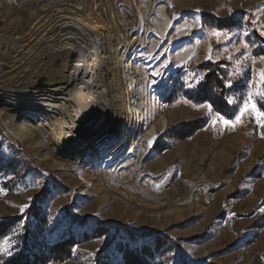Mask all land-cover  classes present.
Masks as SVG:
<instances>
[{
    "label": "rangeland",
    "instance_id": "374dc122",
    "mask_svg": "<svg viewBox=\"0 0 264 264\" xmlns=\"http://www.w3.org/2000/svg\"><path fill=\"white\" fill-rule=\"evenodd\" d=\"M73 12L116 29L107 31L105 61L124 85H136L141 109L157 110L149 121L140 111L127 114V130L116 135L126 138V149L81 160L76 169L55 168L50 156L42 157L45 147L21 143L0 125V264L43 255L64 239L75 242L70 256L45 264H126L127 252L143 248L146 264H264V126L257 116L264 113V0H50L38 12L27 0H0V35L21 39L14 54L0 53L4 68L22 60L32 67L35 58H13L27 52L33 24L40 21V33L29 40L44 44ZM157 12L168 20L161 16L153 26ZM182 12H196L200 21L192 14L182 21ZM53 24L56 35H45ZM209 62L229 89V117L196 99L212 68L200 65ZM208 88L216 93L212 82ZM245 103L255 110L241 114ZM199 123L190 133L188 126ZM44 124L37 114L35 128ZM205 183L213 184L204 193L207 207L175 217L174 210L197 202Z\"/></svg>",
    "mask_w": 264,
    "mask_h": 264
},
{
    "label": "bare ground",
    "instance_id": "6f19581e",
    "mask_svg": "<svg viewBox=\"0 0 264 264\" xmlns=\"http://www.w3.org/2000/svg\"><path fill=\"white\" fill-rule=\"evenodd\" d=\"M49 2L50 0H27L28 6L37 12ZM88 10L91 11V8L88 7ZM84 13L77 16L73 12L64 18L60 22L61 28H58L61 29L60 34L55 33L56 23L53 28L51 26L48 30L45 29V35L56 36L52 40L45 39L44 44L33 42L34 38L29 40L32 35L40 33V21L32 23L36 31L26 38L29 42V48L25 49L27 52H21L22 57H19L20 53L13 58H18V61L24 57L35 58L36 63L32 67L25 63L26 60H22L21 63H11V69L6 70L0 62V82L10 83L6 87L0 86V125L21 143H28L32 148L45 147L42 157L50 156L55 168L76 169L81 160L95 161L108 153L115 157L128 146L123 135L120 140H116L118 132L127 130V124L131 122L127 114H137L140 111L144 120L149 121L154 118L157 110V107L141 109L138 106L139 89L136 85L133 82L124 85L123 76L105 61L110 39L107 31L116 32V29H110L111 26L105 29L99 18L96 17L93 22L85 17L91 13L85 16ZM160 14L154 17L153 26L162 22L161 16L167 22L164 12V15ZM190 14L200 21L196 12L178 13L177 17L187 21ZM200 35L203 48L208 51L210 45L205 32L200 30ZM20 41L21 39L12 35H0V53L5 50L6 55L14 54L20 48ZM132 42H124L123 47ZM121 43L120 41L119 44ZM42 51L47 54L44 56ZM45 58L47 61H44ZM203 58L207 60L208 55ZM47 72L49 76L44 81H38ZM133 87L136 94L129 91ZM146 98L150 101V94ZM37 114L46 121L41 130L35 128ZM150 131H154L151 125ZM169 179L170 173L166 176V181ZM212 185L205 183L198 196L193 198L198 203L194 201L190 204L192 206L174 210V216L184 219L189 215H199L207 207L204 193ZM99 202L106 203V196L100 195Z\"/></svg>",
    "mask_w": 264,
    "mask_h": 264
},
{
    "label": "trees",
    "instance_id": "16d2710c",
    "mask_svg": "<svg viewBox=\"0 0 264 264\" xmlns=\"http://www.w3.org/2000/svg\"><path fill=\"white\" fill-rule=\"evenodd\" d=\"M235 19H230L228 21H217L216 26L218 28H223L228 26L230 23H234ZM200 67H212L211 71L205 77V84H203L196 92V99L198 101H208L214 107L215 111L227 115L228 117L232 114L230 112V106L227 101V93L229 89H227L224 85L222 79V71L219 69L217 64L214 63H203ZM214 84V89H216V93H212V91L208 88L209 83ZM203 124L199 123L196 125L188 126V129L191 130L190 133L198 130L202 127ZM187 135V134H182ZM75 244L73 239H64L59 241L53 245L46 247V253L43 255H36L33 253L31 258H25V256L13 259L11 264H45L50 258L53 260L62 261L68 258L71 254L72 247ZM146 248L135 250L132 252H127L124 255V261L126 264H146V262L139 256V253L145 252Z\"/></svg>",
    "mask_w": 264,
    "mask_h": 264
},
{
    "label": "snow or ice",
    "instance_id": "6c2138e0",
    "mask_svg": "<svg viewBox=\"0 0 264 264\" xmlns=\"http://www.w3.org/2000/svg\"><path fill=\"white\" fill-rule=\"evenodd\" d=\"M216 34V33H214ZM262 35H264V33H262ZM249 108H251L252 110H255V105H249L248 103H245L244 108L241 109V114H243L244 111H247ZM258 116V122L261 124V126H264V113H257ZM240 120V117H237V121ZM225 124H228L229 121L225 120L224 121ZM28 208L27 204H24L20 207V211L23 213L25 211V209Z\"/></svg>",
    "mask_w": 264,
    "mask_h": 264
},
{
    "label": "water",
    "instance_id": "95a60500",
    "mask_svg": "<svg viewBox=\"0 0 264 264\" xmlns=\"http://www.w3.org/2000/svg\"><path fill=\"white\" fill-rule=\"evenodd\" d=\"M41 81H44V80H40V82H41Z\"/></svg>",
    "mask_w": 264,
    "mask_h": 264
}]
</instances>
